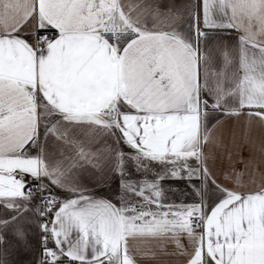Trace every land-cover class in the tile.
<instances>
[{
  "label": "snow or ice",
  "instance_id": "6c2138e0",
  "mask_svg": "<svg viewBox=\"0 0 264 264\" xmlns=\"http://www.w3.org/2000/svg\"><path fill=\"white\" fill-rule=\"evenodd\" d=\"M149 11L143 0H0V264L5 230L27 243L23 221L37 194L38 214L53 215L51 227L40 226L39 264H138L137 254L155 253L132 242L153 241L162 252L173 244L183 264H264V180L223 188L205 151L216 127L209 108L236 117L247 110L264 124V0H199L187 33L178 15L148 27ZM227 29L238 33L237 55L225 48L222 66L210 70V33ZM101 137L130 151H93ZM103 160L121 178L118 205L76 180L77 169ZM129 161L144 179H128ZM167 178L200 181V202L165 203ZM209 181L223 194L213 206Z\"/></svg>",
  "mask_w": 264,
  "mask_h": 264
},
{
  "label": "crops",
  "instance_id": "0c3cea01",
  "mask_svg": "<svg viewBox=\"0 0 264 264\" xmlns=\"http://www.w3.org/2000/svg\"><path fill=\"white\" fill-rule=\"evenodd\" d=\"M131 2L138 3L140 0H131ZM143 4L150 6V11L145 16L148 27L151 28L154 23H169L174 16L178 15L180 19L176 20L175 24L181 31L187 33L190 25L194 23L190 17V9H197L199 0H143ZM201 27H203L202 23ZM51 34L55 33L51 32ZM210 35L213 38L207 41L206 48V51H210L214 58L210 70L211 68L219 69L223 64L221 52L225 48L233 57L237 55L238 33L235 29H227L212 32ZM201 72H203V68H201ZM208 99L211 104V97H208ZM208 111L209 128L216 125L212 133L213 142H210L205 149L206 152H210L207 166L212 176L223 188L230 190L238 188L240 191H247L255 187L256 184L264 180V176H262V173H264V124L258 118H249L247 110H245V114L239 117L228 116L220 111L213 112L211 108ZM41 143H43V136L41 137ZM105 144L121 148V144L116 145L112 138L101 137L92 146V150L103 148ZM48 148L50 152L53 151L51 140L48 141ZM38 151L39 149H32L33 155ZM54 158H60L59 151H56ZM129 162L128 165L133 168L132 174L136 172L137 175L128 179H144L145 174L137 171ZM129 166H127V169ZM154 170L159 171V166H154ZM237 173L240 174L241 183L239 185L234 183V177ZM226 175L233 177V179H227ZM75 176L86 194L97 199H107L117 205L119 204L121 188L118 189V185H120L121 178L120 176L118 177L117 173L111 171V163L109 161H101L99 168L85 165L83 168L76 170ZM147 179H154L151 172L147 174ZM200 185V181H195V188H199ZM161 188L164 202L167 204L200 202V197L196 195L193 187V182L187 179L167 178L161 181ZM52 191L60 199L68 195L60 189L53 188ZM109 192L113 193L114 199L112 195H109ZM221 198H223V194L209 181L205 198L206 204L213 206ZM133 199L136 198L133 197ZM5 214L6 210L0 207V218H5ZM23 223L27 234L26 244L15 242L11 231L5 230V235L9 241L6 255L7 264H38L37 256L42 244L35 213V199L30 205V210L26 214ZM49 227H51V224ZM183 243L187 246V239H184ZM131 246L133 249L139 247L144 251L151 247L155 253L154 256L137 254L138 264H183L185 260L183 256L172 255L175 252V246L171 243L166 245V252L160 251L156 241L151 242L150 245L132 242ZM48 247L54 248L51 240L48 242Z\"/></svg>",
  "mask_w": 264,
  "mask_h": 264
},
{
  "label": "built area",
  "instance_id": "2783aa9c",
  "mask_svg": "<svg viewBox=\"0 0 264 264\" xmlns=\"http://www.w3.org/2000/svg\"><path fill=\"white\" fill-rule=\"evenodd\" d=\"M49 35H54V34H51V33H49ZM25 179L28 181V187L29 188H32L33 189V191L35 192L36 190H35V187H34V185H35V181H33L32 179H31V177H25ZM41 204V200H40V198H39V195L37 194L36 195V198H35V213H36V217H37V225H38V229H39V234H40V237H41V240H42V236H43V233H42V231H41V225L42 224H48V225H50L51 224V220H52V217H53V215L50 213V214H48L47 216H45V217H41L39 214H38V212L36 211V209L38 208V206ZM42 244V243H41ZM43 258V251H42V247H41V249L39 250V253H38V256H37V261H38V264H39V262L41 261V259Z\"/></svg>",
  "mask_w": 264,
  "mask_h": 264
},
{
  "label": "rangeland",
  "instance_id": "374dc122",
  "mask_svg": "<svg viewBox=\"0 0 264 264\" xmlns=\"http://www.w3.org/2000/svg\"><path fill=\"white\" fill-rule=\"evenodd\" d=\"M121 148H122V150H123L124 152H129V151H130V150L128 149V147H127L126 145H124L123 143H121ZM129 163L132 164L131 161H130ZM127 166H129V165H127ZM132 170H133V168L129 166V168L127 169L128 178L136 177V175H137L136 172L132 174ZM118 177H119V174H118ZM116 178H117V176L115 177V180H116ZM115 180H114V181H115ZM119 188H120V185H118V189H119ZM109 195H112V198L114 199L113 193L111 194V192H109ZM109 195H108V196H109ZM109 197H111V196H109Z\"/></svg>",
  "mask_w": 264,
  "mask_h": 264
}]
</instances>
